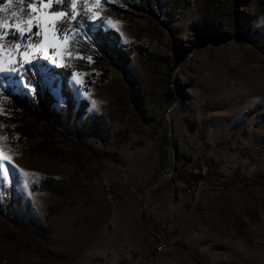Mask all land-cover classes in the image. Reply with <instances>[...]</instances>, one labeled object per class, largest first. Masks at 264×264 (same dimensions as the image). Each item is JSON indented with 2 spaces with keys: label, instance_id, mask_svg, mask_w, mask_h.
<instances>
[{
  "label": "rangeland",
  "instance_id": "1",
  "mask_svg": "<svg viewBox=\"0 0 264 264\" xmlns=\"http://www.w3.org/2000/svg\"><path fill=\"white\" fill-rule=\"evenodd\" d=\"M260 1L188 0L166 28L149 12L126 7L105 14L96 0H76L74 14L81 5L92 20L105 18L120 43L133 46L130 79L91 56L72 68L70 125L103 124L104 136L58 127L44 133L47 122L29 118L36 137L27 140L18 132L21 117L1 101L10 136L0 145V174L5 166L14 171L0 182V264H264V187L219 190L196 163L213 157L228 177L238 170L264 178V126L245 125L253 112L259 111L258 124L264 121ZM44 9L30 15L38 17L39 35L0 39V67L18 71L39 59L65 64L71 32L58 35ZM60 19L72 29L69 17ZM33 40L42 45L39 52L29 47ZM14 44L22 47L9 51ZM39 83L55 109L62 107L55 79ZM14 92L30 97L33 88L20 80ZM169 123L179 152L192 161L173 163ZM198 173L207 180L177 178L167 186L178 174ZM46 179L77 183L59 211L49 212L59 203L43 191ZM141 211L160 238L145 229ZM166 225L171 235L177 228L171 240Z\"/></svg>",
  "mask_w": 264,
  "mask_h": 264
},
{
  "label": "trees",
  "instance_id": "2",
  "mask_svg": "<svg viewBox=\"0 0 264 264\" xmlns=\"http://www.w3.org/2000/svg\"><path fill=\"white\" fill-rule=\"evenodd\" d=\"M29 0H24L21 4L20 0H0V20H14L10 13L13 11L21 12L25 18L32 14L31 8L28 7ZM188 0H100L99 8L105 13H125L126 7H130L138 12H149L157 20L163 23L164 27L174 22L181 10L185 9ZM32 3L40 7V0H32ZM72 0H67L65 4L57 3L53 0L52 8H46L44 11L49 13L50 10L64 11L67 17L75 16L76 19L71 21V27L74 31L71 32L68 42L65 48L66 59L65 64L62 67H55L48 64L45 60L39 59L30 66H24L18 71H7L0 73V103L5 101V107L11 108L13 116H20L23 122L22 128L18 131L22 138L27 140L36 137V131H34L27 120L32 118L35 121L44 120L47 125L44 129V133L53 130H66L69 132H76L78 136L83 134L92 136H104L106 129L103 124H99L93 129L82 128L78 129L77 126L71 127L70 120L72 118V111L75 106L73 101V92L70 84V76L72 68L81 66L83 61L91 56L98 62L109 61L116 65L121 75L124 78H129L128 64L130 55L133 52L132 45H122L120 43L119 35L111 30L107 29L104 25L105 18H99L92 20L90 15L85 13L81 5H78V11L74 14L71 9ZM260 6L264 9V0L260 1ZM162 17V19L160 18ZM201 34V33H200ZM202 37V36H201ZM203 37H207L203 35ZM4 41L13 43V37L8 36ZM33 71L36 72L35 77ZM33 76V77H32ZM43 77H52L55 79L58 88L59 95L62 98L64 104L58 110L55 109V99L49 92L46 86H43L39 82H42ZM23 80L24 83L33 88V92L30 97H20L18 93L14 92L16 83ZM38 80V81H37ZM38 90V92H37ZM12 122H15L14 118H10ZM6 119L2 115L0 105V145L4 144V139H7L9 135V128L6 127ZM39 136H41L39 134ZM42 145V143L40 144ZM39 145V146H40ZM176 149V164L181 160L186 162L192 161L191 158L185 157L180 154L177 144L174 142ZM196 163L206 167V171L210 173L214 179L210 180L213 187L219 190H227L231 187L244 188L262 186L264 187V178H252L239 172L238 170L232 171V176L228 177L217 168L218 164L215 163L213 157L207 158L201 163L197 160ZM177 177H171L167 186H175V180L179 178L184 182H189L196 179L198 182L201 180H207L202 173L183 175L178 174ZM77 187L75 179L67 181H56L53 179H46L42 183V188L52 200L57 201L59 206L55 209H49V212H55L54 210H61L64 203L69 201L73 190ZM144 219L147 222L144 211H141ZM164 228V234L169 236V240L173 239L176 235L177 228L174 227L172 235L169 234L170 230L167 227ZM157 235L160 238L161 234L157 230ZM41 246V243L36 241ZM157 251V250H156ZM153 252V254L156 253ZM48 255L47 252L45 251ZM61 258H66V255H60ZM55 263V261H53ZM51 263V264H54Z\"/></svg>",
  "mask_w": 264,
  "mask_h": 264
},
{
  "label": "snow or ice",
  "instance_id": "3",
  "mask_svg": "<svg viewBox=\"0 0 264 264\" xmlns=\"http://www.w3.org/2000/svg\"><path fill=\"white\" fill-rule=\"evenodd\" d=\"M57 3L65 4L67 0H56ZM97 4L100 3V0H96ZM20 3L23 4L24 0H20ZM53 0H40V7H46L51 9L52 8ZM28 7L31 8L33 13L38 12L39 8L36 4L32 3V0H29ZM71 7L73 10H76L77 3L76 0H72ZM23 10L21 12L13 11L10 13V15L15 18L14 20H0V28L7 29V31L0 32V39H6L8 36L16 37V33L19 32L20 36L18 39L24 40L29 39L31 40L32 37L39 35V33L34 32L33 28L38 26L36 24V20L38 17L28 16L25 18V16L22 14ZM66 13L64 11H54L50 10L48 13V17L53 21L52 27L57 32L58 35H62L65 38L68 37V34L74 29H71L68 27V21H63L60 18L64 17ZM70 20H75V16L69 17ZM58 22V23H57ZM111 23V21H109ZM27 34V35H26ZM65 42H68L67 39H65ZM15 47L19 49L22 47L20 44H14L9 45V51L12 50V48ZM29 47L32 48L34 52H39L42 48V45L38 44L36 41H32V44L29 45ZM3 48V45H0V49ZM25 56L28 55L27 51L24 53ZM29 62V61H26ZM23 67V64L21 65ZM15 68H3L0 67V72L2 71H15ZM38 92V90H37ZM14 171V168H10L5 166V169L2 174H0V182H2V177H7L10 175V172Z\"/></svg>",
  "mask_w": 264,
  "mask_h": 264
},
{
  "label": "water",
  "instance_id": "4",
  "mask_svg": "<svg viewBox=\"0 0 264 264\" xmlns=\"http://www.w3.org/2000/svg\"><path fill=\"white\" fill-rule=\"evenodd\" d=\"M169 112H170V109L167 111V115L168 116H169ZM169 141H170V149H171L172 156H173V163L176 164V149H175V146H174V142L172 140L171 123H169ZM173 170H174V167H173L171 173L173 172ZM141 219H142V223H143L145 229L148 230L150 233H152L154 235H157V231L155 229H153L152 227H150L146 223V221H145V219H144L142 214H141Z\"/></svg>",
  "mask_w": 264,
  "mask_h": 264
},
{
  "label": "crops",
  "instance_id": "5",
  "mask_svg": "<svg viewBox=\"0 0 264 264\" xmlns=\"http://www.w3.org/2000/svg\"><path fill=\"white\" fill-rule=\"evenodd\" d=\"M258 112H253L252 114H250L247 117H245V125H246V127L248 129H251V128L259 129V128L264 126V121H262V122H260L258 124V122H259V119H258V116H257ZM181 155H183V154H181ZM183 156H185V155H183ZM185 157H187V156H185Z\"/></svg>",
  "mask_w": 264,
  "mask_h": 264
},
{
  "label": "built area",
  "instance_id": "6",
  "mask_svg": "<svg viewBox=\"0 0 264 264\" xmlns=\"http://www.w3.org/2000/svg\"><path fill=\"white\" fill-rule=\"evenodd\" d=\"M190 189H191V188H190V187H188V191H190Z\"/></svg>",
  "mask_w": 264,
  "mask_h": 264
}]
</instances>
